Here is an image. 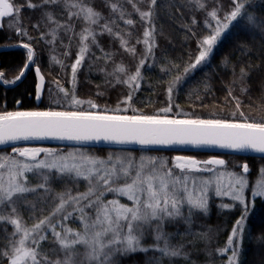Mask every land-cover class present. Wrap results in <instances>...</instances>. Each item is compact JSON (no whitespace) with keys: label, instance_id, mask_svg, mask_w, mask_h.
I'll return each instance as SVG.
<instances>
[{"label":"trees","instance_id":"trees-1","mask_svg":"<svg viewBox=\"0 0 264 264\" xmlns=\"http://www.w3.org/2000/svg\"><path fill=\"white\" fill-rule=\"evenodd\" d=\"M10 2L20 9L19 27L26 29L28 35L33 38L29 41L24 37L23 42H30L36 49L33 65L40 67L46 78V85L42 103L37 106L36 79L30 68L16 86L6 88L0 82V112L56 108L52 103L55 98H59L63 105V108L58 110H67V101L53 81H57L60 87L67 88L70 95L73 94L71 65L78 58L79 48L84 43L81 33L87 34L85 29H90L95 33L96 42L94 43L91 37L87 41L89 52L77 71L74 91L77 98L85 101L93 100L102 110L105 106L109 109L117 106L128 107L126 104H121V101L129 94V87L123 82L116 83L115 76L111 73L121 64L130 72H134L139 60L147 57V63L141 70L144 79L133 94L132 108L153 114L159 112L161 108L171 106L173 111L169 115L173 118L179 116V118H221L242 121L243 117L240 116L236 108V100L233 99L236 97L240 101V110L250 120L258 122L264 119V32L250 25L232 30L233 35L217 46L211 63L202 67L197 66L189 73L171 102L167 97V81L171 77L161 71V66L172 68L173 65H179L182 71L189 63L190 56L194 58L198 53V39L207 32L205 20L210 19L208 13L217 8L222 9V15L223 12L231 9V0H201L206 6L203 9L199 7L197 0H156L154 7L151 5V0H54V2L49 0L47 3L45 0H10ZM29 3L37 7L31 8ZM72 4L92 8L99 14L96 18L98 22L90 24L83 13L79 16L72 15L79 11L78 8L71 7ZM113 5L116 7L113 8ZM141 11L153 13L151 21L154 25V41L150 40V43H153L154 47L151 54L146 52L143 43L144 33L151 25L141 18ZM248 11L254 13L258 19L264 20V0H250ZM48 13H51L52 20H49ZM193 18L196 23H193ZM128 20H132L133 24H127ZM53 21L59 22L61 27H57V23ZM9 24L13 27H9ZM16 25L17 21L14 18L7 17L3 29L0 30V45L11 42L14 43L13 46L17 45L11 50L0 51V69L6 78L17 76L27 59V50L19 45L22 44V40ZM68 25L71 26L70 29L66 27ZM105 25L111 29V32L105 29ZM54 29L55 36L52 35ZM121 37L128 42V47L135 48V54L122 46ZM104 53H108V56L106 57ZM152 56L155 58L154 61ZM53 57L56 59L53 60ZM225 57L229 60L227 67L223 63ZM241 69L246 73L243 79H241ZM119 75L122 81L126 80V76ZM83 107L87 108L88 105L85 104ZM126 114L133 113L129 110ZM27 146H49L65 153L80 149L105 160L109 154H113L115 159L116 156H126L131 153L136 157V164L140 163L141 156L167 158L168 166L173 169L176 177L180 175L179 170L174 167L175 157L178 154L206 158L220 157L228 161L224 168L229 172H239L242 170L241 165L247 163L250 188L245 195L250 201L251 187H254L255 181L259 175H262L261 169H264L263 155L78 142L41 141L8 145L0 147V155H18L13 153L12 149ZM40 171L49 177L46 184ZM26 175L29 178L27 186L34 188L35 191L25 193L17 207L22 222L28 227L51 214L59 203L57 193L70 190L76 195L89 189L88 180L83 177L77 178L74 173L61 175L56 170L49 172L43 169ZM120 183L122 184L123 181ZM41 184H44V187H40ZM103 199L105 203L117 199L122 204L132 205V201L127 196L113 192H107ZM207 199L206 213L192 209L191 226L185 223L190 208L185 204L182 205V217L169 218L163 223L162 231L168 239L170 248L183 245L181 255L171 257L157 250L155 245L164 247V239L156 241L155 226L158 222L153 221L150 227L143 226L141 244L148 248L147 252H118L112 256L109 264H229L232 249L228 247V239L242 214L241 205L227 196L211 195ZM255 200L256 211L248 218L242 243L234 240L238 264H264V239H261V236H264V221L261 220L264 214V197H256ZM86 203L87 201L82 202L81 206ZM225 204H235V207H222ZM5 207L6 211L3 214H11V207L8 205ZM66 207L67 212H72L71 217L52 218L57 232L66 234L64 229L71 228L73 233L75 231L83 233V222L80 220L79 211H76L72 205ZM85 212L90 217V222L95 220V207L85 208ZM61 223L63 227L60 226ZM45 231L47 238L41 242L40 252L50 261L63 262L66 258H70L71 264H89L86 258L87 250L83 245L64 249L49 229ZM15 232V225L10 220H0V264H9L8 258L4 257L2 252L10 250V241L20 239L19 234L13 236ZM135 234L140 235L139 230ZM110 238L109 233L104 239L107 241ZM225 248H228V251L222 252L221 250ZM111 251V248L105 249L106 253ZM104 259L105 257H101V260ZM91 264L97 262L91 261Z\"/></svg>","mask_w":264,"mask_h":264},{"label":"snow or ice","instance_id":"snow-or-ice-1","mask_svg":"<svg viewBox=\"0 0 264 264\" xmlns=\"http://www.w3.org/2000/svg\"><path fill=\"white\" fill-rule=\"evenodd\" d=\"M49 0H45V3ZM54 2V0H53ZM201 9L205 4L197 0ZM230 10L223 12L222 9L214 8L208 13L210 19L205 20L207 32L198 39V53L194 58L190 56L189 63L181 71L179 65H173L172 68L161 66V71L167 73L171 78L167 81V97L169 102L173 100L174 94L178 93L179 86L189 73L194 71L197 66H204L211 63V59L217 46L224 40L233 35L237 27L259 28L264 32V20L248 11L250 0H231ZM156 0H151L154 7ZM29 7L35 8L37 5L29 3ZM71 7L79 9L72 15L79 16L84 14V18L90 23H97L98 13L92 8L82 7L79 4H72ZM116 6L113 5V8ZM19 11L10 0H0V20L5 17L14 18L17 21V32L21 36V46L27 50L26 63L23 65L19 74L11 81L4 80L5 84H15L21 80L29 65H33L36 57V49L32 44L24 43L23 38L27 37L29 41L33 38L28 35L26 29L19 27ZM139 11V9H137ZM49 20H52L51 13H48ZM152 11H141L140 16L146 20L151 27L144 33L143 43L148 54L152 53L154 41V25H152ZM57 27H61L59 22ZM193 23H196L193 18ZM127 24H133L128 20ZM9 27H13L9 24ZM37 28L39 25L36 26ZM71 28L70 25L66 26ZM105 29L111 32L107 25ZM56 30H52L55 36ZM87 34L81 33V39L84 42L79 48L78 58L71 65V77L73 94H69L67 88L57 87L63 93L67 101V110H58L63 108L59 98L52 100L56 108L48 107L47 110H29V111H4L0 112V145H8L20 141L56 139L74 142H101L128 145L138 144L141 146H169L186 145L196 146L209 145L218 146L224 149L234 150L236 152L254 151L264 154V119L260 121L250 120L248 116L240 110V101L236 100V108L240 112L243 120L221 119V118H175L169 114L172 113L171 106L161 108L159 112L147 114L139 108H132L133 94L139 89L141 81L144 79L142 69L147 63V57H142L136 65L135 71L130 72L123 64L114 69L111 75L115 76L116 83H126L129 87V94L121 104L128 107L109 109L101 106L93 100H81L74 94L77 71L82 66L86 55L89 52L87 41L89 37L95 43V33L90 29H85ZM131 35V34H129ZM195 35V34H193ZM122 46L127 51L135 54L134 47H128V42L121 37ZM140 41L138 40L137 43ZM107 57L108 53H104ZM56 58L53 57V60ZM154 61V56H152ZM225 67L229 60L225 57L223 61ZM63 66V65H62ZM35 71L39 76V85L36 99L40 100L45 92V76L41 73L40 67L36 66ZM126 76L122 81L119 74ZM235 74V69L233 68ZM246 75L244 69H241V79ZM4 78V73L0 72V79ZM231 88L229 92L231 93ZM88 107L84 108L83 105ZM131 110L133 114H126ZM235 116V113H233ZM13 153L18 155H0V220H10L15 225L16 232L20 235L19 240L10 241V250L2 252L4 257L8 258L9 264H71V259L66 258L63 262L60 260L50 261L46 255L40 252V244L47 238L45 229H49L53 237L64 249L73 248L76 245H83L86 248V258L96 261L97 264H109L112 256L118 252H147L148 248L143 247L141 240L143 237V226H151L153 221L156 224V241L164 239V247L155 245L158 251L167 256L176 257L181 255L183 245L178 248H170L168 239L162 231L165 220L175 219L183 216L182 205L187 202L190 205L189 215L185 218V223L191 226L192 209H199L205 213L208 211V199L206 193L213 183L216 184L217 195H227L232 201L241 205V216L232 228L231 236L228 239V247L232 249V255L229 264H238V253L234 247V240L242 243L244 231L247 226L248 218L256 211V197H264V179L256 182L255 189L252 191L251 201L246 197V190L249 188V180L244 175L249 172L247 163L241 165L243 174L235 172L229 173L234 179L225 191L221 186L219 178L201 180L203 186L198 195H193V190L187 187L189 176L184 181L175 177L173 169L168 166L167 158L141 156L140 163L136 164V157L131 153L119 155L113 160V154H109L107 160L92 156L80 149H74L69 152H63L54 148H29L14 147ZM43 153V159L40 154ZM24 158V159H21ZM147 161V163H145ZM112 162V163H109ZM228 161L222 158L212 157L206 160H199L192 156H176V169L195 172L216 173L217 166L226 167ZM117 166H120L119 168ZM47 169L58 171L61 175L74 173L77 178L83 177L89 182L87 192L73 195L69 190L67 192L57 193L59 203L54 207L49 216L37 220L31 227L22 222L18 212V202L23 195L35 191L28 187L27 173ZM135 172V174H133ZM264 176V169H261ZM45 184L49 177L40 171ZM95 181V183H93ZM123 181L121 184L120 182ZM40 187H44L41 184ZM195 182L193 181V189ZM187 193L184 199H181L180 192ZM107 192H113L127 196L132 205L122 204L117 199L105 203L104 196ZM87 201L84 206L82 202ZM6 205L11 207V214L4 215ZM68 205H72L80 213V220L83 222V233L71 228L64 229L66 234L57 232L56 224L52 218L60 216L68 219L72 212H67ZM34 207V205H33ZM96 209V218L90 222L85 212V208ZM224 208L235 207L232 205H222ZM65 212L67 214L65 215ZM15 214V215H12ZM264 221V214L261 216ZM63 227V224L60 225ZM126 229V232H125ZM139 230L140 235L135 232ZM111 234V238L105 241V237ZM205 235L206 234H202ZM73 238H69V237ZM264 239V236H261ZM122 246V247H121ZM106 248H111L109 253ZM222 252L228 251V248L222 249ZM186 255V254H185ZM101 257H105L101 260Z\"/></svg>","mask_w":264,"mask_h":264},{"label":"rangeland","instance_id":"rangeland-1","mask_svg":"<svg viewBox=\"0 0 264 264\" xmlns=\"http://www.w3.org/2000/svg\"><path fill=\"white\" fill-rule=\"evenodd\" d=\"M15 77H10V76H7V80L11 81L13 80ZM33 110H39V109H33ZM17 111H20V110H17ZM29 147V146H27ZM29 148H53V147H42V146H30ZM55 149V148H54ZM176 156H188V155H181V154H178ZM44 157V154L41 153L40 154V159H43ZM193 157V156H192ZM214 157V156H213ZM196 159H199V160H206V159H210L212 158L211 157H195ZM220 158V157H218ZM21 159H24V158H21ZM115 160V159H113ZM109 163H112V162H109ZM175 165V164H174ZM118 168L120 166H117ZM179 170V169H178ZM179 173L180 175L178 176L180 181H184L186 179V176H189L190 178L188 179V182H187V187L190 189V190H193V195H198L199 194V191L201 190V188L203 187L200 183L201 180H205V179H213L215 180L217 177L219 178V181H220V184L221 186L224 188V190L226 191L227 188L230 186V183L231 181L234 179L233 177H231L230 175H228L229 173H232V172H229L227 169H225L224 167H221V166H217V171L216 173H211V172H195V171H189V170H184L183 172L181 170H179ZM237 174H243L242 170L239 171V172H235ZM247 179L249 180V188H250V179H249V175L246 173L244 174ZM175 176V175H174ZM176 177V176H175ZM260 179H264V176L262 175H259L258 179L255 181V184H254V187H251L252 188V191L255 189V185H256V182ZM193 181L195 182V188L193 189ZM216 184L213 183V185L211 186V188L208 190V192L206 193L207 195V198L208 196H221V195H217L216 194ZM247 191V190H246ZM246 194V193H245ZM180 197L181 199H184L187 195L186 192H184L183 190H181L180 192ZM223 196H227V195H223ZM229 197V196H227ZM231 198V197H229ZM186 206L190 207V205L185 202L184 203Z\"/></svg>","mask_w":264,"mask_h":264},{"label":"water","instance_id":"water-1","mask_svg":"<svg viewBox=\"0 0 264 264\" xmlns=\"http://www.w3.org/2000/svg\"><path fill=\"white\" fill-rule=\"evenodd\" d=\"M12 3V2H11ZM2 27V20H0V28ZM12 47H17L16 45L12 46ZM31 65H29L30 67ZM36 67V66H35ZM35 67L33 68L34 73L36 75V95H37V89H38V85H39V76L37 75L36 71H35ZM29 69V68H28ZM41 70V69H40ZM27 72V71H26ZM25 72V74H26ZM41 73H43L41 71ZM25 76V75H24ZM24 78V77H23ZM22 78V79H23ZM17 81L15 84L8 86L7 84L3 83L2 79H0V81L8 86V87H12V86H16L17 84H19L21 81ZM45 85H46V78H45ZM36 95H35V100H36V104L37 106H40L43 100V95L41 96L40 100L36 99ZM41 141H48V142H74V141H64V140H56V139H43V140H29V141H20V142H16V143H9L8 145H16V144H22V143H32V142H41ZM78 143H91V144H104V145H120V144H115V143H110L107 141H101V142H78ZM8 145H0V147L3 146H8ZM124 146H136V147H151V148H171V149H181V150H207V151H212V152H236L234 150H230V149H224V148H220L218 146H209V145H202V146H196V145H192V144H186V145H180V144H176V145H169V146H158V145H153V146H141L138 144H128V145H124ZM238 153H246V154H254V155H263L262 153H257L254 151H248V152H238ZM218 158V157H217Z\"/></svg>","mask_w":264,"mask_h":264},{"label":"flooded vegetation","instance_id":"flooded-vegetation-1","mask_svg":"<svg viewBox=\"0 0 264 264\" xmlns=\"http://www.w3.org/2000/svg\"><path fill=\"white\" fill-rule=\"evenodd\" d=\"M7 17H5V18H3V20H2V27L0 28V30H2L3 29V25H4V21H5V19H6ZM13 44L14 43H8V44H2V45H0V51H8V50H11L13 47ZM19 45H21V44H19ZM17 46V45H16ZM36 65H31L29 68L33 71V73H34V70H33V68L35 67ZM0 72H3L1 69H0ZM34 75H35V73H34ZM5 77V76H4ZM35 79H36V75H35ZM4 80H7V78L5 77V79L3 78L2 79V81H3V83H4ZM1 82V81H0ZM2 82H1V84H3ZM4 85V84H3ZM8 86H10V85H13V84H7ZM6 88H8V86H6V85H4ZM13 87V86H12ZM9 88H11V87H9ZM18 145V144H17ZM215 157H217V156H215Z\"/></svg>","mask_w":264,"mask_h":264}]
</instances>
